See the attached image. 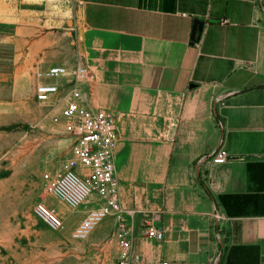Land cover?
<instances>
[{
  "label": "crops",
  "instance_id": "0c3cea01",
  "mask_svg": "<svg viewBox=\"0 0 264 264\" xmlns=\"http://www.w3.org/2000/svg\"><path fill=\"white\" fill-rule=\"evenodd\" d=\"M1 42L14 75L21 47L24 70L86 68L88 107L114 118L133 264H264V0H0ZM219 148L241 160L197 166ZM106 220L95 246L116 264Z\"/></svg>",
  "mask_w": 264,
  "mask_h": 264
},
{
  "label": "rangeland",
  "instance_id": "374dc122",
  "mask_svg": "<svg viewBox=\"0 0 264 264\" xmlns=\"http://www.w3.org/2000/svg\"><path fill=\"white\" fill-rule=\"evenodd\" d=\"M15 48L0 43V264H114L109 250L95 246V235L107 220L85 240L71 238L74 227L101 202L96 206L90 196L72 208L43 188L42 176L58 174L71 156L72 137L64 131L61 111L70 100L74 68L64 67L67 76L58 78L65 79L67 93L38 103L35 88L48 80L38 75L50 67L24 70L21 47L14 75ZM38 204L53 210L63 227L54 231L38 219L34 214Z\"/></svg>",
  "mask_w": 264,
  "mask_h": 264
},
{
  "label": "built area",
  "instance_id": "2783aa9c",
  "mask_svg": "<svg viewBox=\"0 0 264 264\" xmlns=\"http://www.w3.org/2000/svg\"><path fill=\"white\" fill-rule=\"evenodd\" d=\"M64 67H50L38 76L54 80L67 76ZM70 100L61 111L64 121V131L71 135V156L63 163L58 174L45 173L42 176L44 190L54 195L64 204L78 208L92 195L101 202L96 209L89 211L74 227L71 238L85 240L104 220L114 218V238L118 246L117 264H133L140 261L134 253L131 226L125 220L117 200V183L114 178L113 149L117 141L114 118L110 113L93 110L88 107L79 85L90 78L83 66H76L71 72ZM58 88L52 84H40L35 88V100L46 104L58 95ZM225 150L219 148L208 156L201 157L197 166H220L228 160ZM35 216L44 222L51 230L57 231L63 227L55 212L42 204L34 209ZM216 222L223 221L215 214ZM144 234L149 239L161 240L163 234L152 226L151 218L142 220ZM165 264V263H161Z\"/></svg>",
  "mask_w": 264,
  "mask_h": 264
},
{
  "label": "water",
  "instance_id": "95a60500",
  "mask_svg": "<svg viewBox=\"0 0 264 264\" xmlns=\"http://www.w3.org/2000/svg\"><path fill=\"white\" fill-rule=\"evenodd\" d=\"M203 28V23L198 20L193 21L192 31H191V42L196 41V34H200ZM228 160H241V157H228Z\"/></svg>",
  "mask_w": 264,
  "mask_h": 264
}]
</instances>
